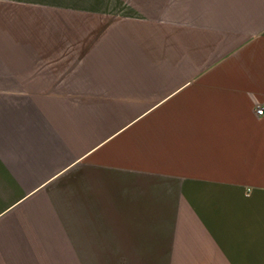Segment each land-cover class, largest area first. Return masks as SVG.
<instances>
[{"label": "crops", "instance_id": "crops-1", "mask_svg": "<svg viewBox=\"0 0 264 264\" xmlns=\"http://www.w3.org/2000/svg\"><path fill=\"white\" fill-rule=\"evenodd\" d=\"M264 0H0V264H264Z\"/></svg>", "mask_w": 264, "mask_h": 264}, {"label": "built area", "instance_id": "built-area-1", "mask_svg": "<svg viewBox=\"0 0 264 264\" xmlns=\"http://www.w3.org/2000/svg\"><path fill=\"white\" fill-rule=\"evenodd\" d=\"M255 114L257 117H261L264 115V106H257L255 109Z\"/></svg>", "mask_w": 264, "mask_h": 264}]
</instances>
